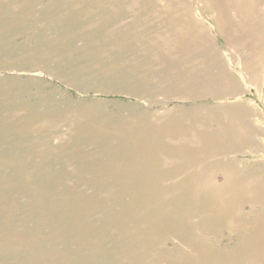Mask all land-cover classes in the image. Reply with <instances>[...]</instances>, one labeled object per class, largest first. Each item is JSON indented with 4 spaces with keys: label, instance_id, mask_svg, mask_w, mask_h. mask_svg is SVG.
<instances>
[{
    "label": "rangeland",
    "instance_id": "obj_1",
    "mask_svg": "<svg viewBox=\"0 0 264 264\" xmlns=\"http://www.w3.org/2000/svg\"><path fill=\"white\" fill-rule=\"evenodd\" d=\"M0 264H264V0H0Z\"/></svg>",
    "mask_w": 264,
    "mask_h": 264
}]
</instances>
